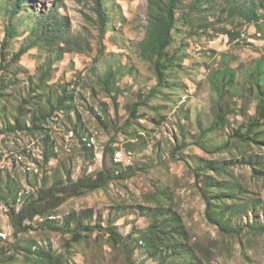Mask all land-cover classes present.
<instances>
[{
  "label": "rangeland",
  "instance_id": "1",
  "mask_svg": "<svg viewBox=\"0 0 264 264\" xmlns=\"http://www.w3.org/2000/svg\"><path fill=\"white\" fill-rule=\"evenodd\" d=\"M12 2L0 0V60ZM102 3L109 18L102 40L92 0H26L13 19L20 35L4 50L7 64L0 71L6 84L0 97V264H264V175L252 168L264 170V141L233 138L256 113L251 72L264 59V0H185L176 15L168 86L153 96L156 73L139 48L149 0ZM250 6L256 7L254 22L243 15ZM51 11L67 16L69 34L87 38L91 49L83 42L80 51L57 60L39 44L12 62L38 16ZM51 62V77L39 87L40 70ZM226 67L235 81L219 90L214 78ZM65 87L62 111L42 129L27 131L31 117L40 107H55ZM221 95L227 122L211 131ZM138 102L140 116L126 127ZM113 138L115 153L104 158ZM117 154L122 161H115ZM112 160L134 174L69 199L55 224L37 218L32 231L14 235L7 202L19 208L42 187L74 182L110 168ZM86 209L94 210L89 224L95 231L79 226L83 237L71 242L77 226L67 227L65 216Z\"/></svg>",
  "mask_w": 264,
  "mask_h": 264
},
{
  "label": "trees",
  "instance_id": "2",
  "mask_svg": "<svg viewBox=\"0 0 264 264\" xmlns=\"http://www.w3.org/2000/svg\"><path fill=\"white\" fill-rule=\"evenodd\" d=\"M185 0H149L148 5V24L145 31V37L141 41L139 48L140 53L143 58L152 63L154 71L156 73L157 86L152 90V96L162 89L167 88V69L168 64L172 62V55L170 48L175 43V38L178 29V18L176 17L177 12L181 8ZM26 0H13L9 8L10 22L7 24L5 29V36L2 41V53L0 60V71L4 70L7 64V58L4 54V50L11 46L12 41L18 37L19 30L18 25L14 24L13 19L20 13ZM103 0H92L93 11L97 16L98 29L100 31V39L102 40L106 27L108 26V15L103 7ZM233 5V6H232ZM264 6V5H263ZM231 7L237 10V3H232ZM243 15L246 17L247 21L254 22L258 19L256 15V7L250 6L248 10H243ZM231 13L234 11L230 10ZM259 25V24H258ZM69 19L67 16L60 14L58 11L48 12L40 14L34 27L30 30L28 35V42L25 43L16 53L12 56V62H17L21 57L26 54L31 48L43 44L51 50V52L57 53V60H61L65 53L73 52L75 50L80 51L82 44L90 45L87 43V38H79L75 35L69 34ZM230 40H234L236 34L229 31ZM66 35L64 39L63 36ZM102 42V41H101ZM53 62H51L49 68L43 71L40 70L41 74V84L42 87L45 82L51 77L50 68ZM258 69V70H257ZM222 75L217 74L214 78L219 90H224L226 85L232 86L235 81L236 74L234 70L230 67H226ZM222 75V76H221ZM113 73L111 72L108 77L105 78L106 86L110 85ZM264 76V59L258 60V66L254 67L251 72L252 80L257 83V105L256 113L253 117L247 120L245 126L234 130V137L236 140L247 143L259 144L264 141V88L260 84L262 77ZM221 77V78H219ZM5 82L0 80V97L5 90ZM68 88L72 86V83L66 85ZM67 87H65L61 94L57 97V103L55 107H50L49 109H43L40 107L39 115H33L30 119L28 127H25L27 131L37 130L46 118L50 117L51 114L56 112H61L65 107L66 100L68 98ZM142 103H135L130 108V117L127 120L125 126H129L132 120H136L140 116L139 109ZM227 106L223 101L222 95L217 104V114L213 126L209 130H215L221 127L227 122ZM57 114V113H56ZM116 143L115 138H113L105 147L104 158L109 154L112 156L115 153L114 145ZM252 166L251 162H247ZM254 175H264V170L258 169L255 165L252 166ZM134 174L132 168L124 169L121 164L114 162L112 160L110 168L105 165L101 170L96 171L93 174L87 176H81L76 181L71 183L58 182L54 183L48 188L42 187L39 192L35 194H30L21 203V206L17 208L15 204H10L7 202L6 211L9 217L10 226L13 229V233L16 237L19 234H26L35 228V220L41 219L46 221L47 225L55 224V217L57 216L58 209L69 199L74 197L85 196L88 193L96 192L105 187L109 186L111 182L115 179H127ZM17 198L14 199L16 203ZM208 203L210 201L208 200ZM208 208L210 205L208 204ZM94 210L86 209L80 211H72L67 216H65L64 223L67 227H70L76 223L77 228H74L72 232L71 242H78L83 237V231L78 227L84 228L89 234L95 231V226H91L89 222L94 218ZM90 225V226H89ZM152 232V230H151ZM155 234V232H153ZM111 241L120 243V239L115 235H110ZM69 241V243H70ZM13 257V256H9Z\"/></svg>",
  "mask_w": 264,
  "mask_h": 264
},
{
  "label": "bare ground",
  "instance_id": "3",
  "mask_svg": "<svg viewBox=\"0 0 264 264\" xmlns=\"http://www.w3.org/2000/svg\"><path fill=\"white\" fill-rule=\"evenodd\" d=\"M120 154H117V159H115V161H122L121 159H120Z\"/></svg>",
  "mask_w": 264,
  "mask_h": 264
}]
</instances>
